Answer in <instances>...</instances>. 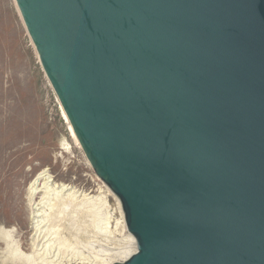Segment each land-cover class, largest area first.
Masks as SVG:
<instances>
[{
	"label": "water",
	"instance_id": "95a60500",
	"mask_svg": "<svg viewBox=\"0 0 264 264\" xmlns=\"http://www.w3.org/2000/svg\"><path fill=\"white\" fill-rule=\"evenodd\" d=\"M135 252L264 264V0H14Z\"/></svg>",
	"mask_w": 264,
	"mask_h": 264
},
{
	"label": "rangeland",
	"instance_id": "374dc122",
	"mask_svg": "<svg viewBox=\"0 0 264 264\" xmlns=\"http://www.w3.org/2000/svg\"><path fill=\"white\" fill-rule=\"evenodd\" d=\"M35 51L14 1L0 0V227L11 230L0 240V264L122 262L134 244L118 202L75 143ZM42 170L86 198L53 202L50 195L52 221L34 230L24 197Z\"/></svg>",
	"mask_w": 264,
	"mask_h": 264
},
{
	"label": "bare ground",
	"instance_id": "6f19581e",
	"mask_svg": "<svg viewBox=\"0 0 264 264\" xmlns=\"http://www.w3.org/2000/svg\"><path fill=\"white\" fill-rule=\"evenodd\" d=\"M14 1V0H13ZM15 3V2H14ZM16 5V4H15ZM17 9V7H16ZM18 11V10H17ZM20 15V14H19ZM21 18V17H20ZM34 47V46H33ZM35 49V48H34ZM36 52V51H35ZM60 105V104H59ZM60 109L62 112V115L64 117V119L66 120L67 124H68V128L71 132V135L75 141L76 144H78V141L76 139V136L67 120V117L64 113V110L62 108V106L60 105ZM79 145V144H78ZM46 170H42L41 172H39L34 178L33 180H31L28 184L27 190H26V196L24 197L25 200L27 201L26 204V211H27V215L25 214V218L27 217V221L28 218L30 219V226L32 229L37 230L39 228V226H41V222L44 221L47 217H46V206H51V202H49L50 200V195L54 194L55 197H52L51 200L56 199L57 202L58 201H63V200H70L74 199L76 196H80L83 199L86 198V194H77L76 190H74V188L68 184H64V183H58L56 181H54L53 179H50L49 177H51L50 175H48L46 172ZM51 192V193H50ZM112 194V193H111ZM114 196V195H113ZM52 200V201H53ZM61 201V202H62ZM79 201V200H78ZM88 201V200H87ZM117 201V200H116ZM54 202V201H53ZM52 202V203H53ZM69 203V202H68ZM88 203V202H87ZM86 203V204H87ZM70 204V203H69ZM53 206V205H52ZM65 206V204H64ZM46 207V208H45ZM51 208V207H50ZM56 208V207H55ZM120 211V215H121V223L124 229H126L125 223H124V218H123V214L122 211L120 209V206L118 204L117 207ZM25 210V209H24ZM71 210V209H70ZM25 211V212H26ZM57 211V210H56ZM48 212V211H47ZM58 213V211H57ZM50 214V213H49ZM56 214V213H55ZM59 214V213H58ZM56 219V218H55ZM48 220V218H47ZM49 222L52 221L51 219L48 220ZM43 224V222H42ZM50 224V223H49ZM48 227V226H47ZM47 230V229H46ZM51 230V229H50ZM39 231V230H38ZM125 231V230H124ZM11 232L10 229H6V228H2L0 227V240H7L9 233ZM52 232V231H51ZM44 236V235H43ZM127 237L130 241H132V243L134 244V248L131 250V252L128 253L126 256H123L124 258L121 260H126L129 256H131L136 248H135V241L133 239V237L128 233L127 231ZM9 241V240H8ZM40 240L38 238H35V240L32 239L31 242V246H35L37 247V245H39ZM10 244V243H8ZM5 245H7V243H5ZM4 245V246H5ZM33 246V247H34ZM132 247V246H131ZM35 248V247H34ZM32 249V248H31ZM37 250V249H36ZM128 250V249H127ZM33 252V251H32ZM34 254V253H33ZM23 255V254H22ZM26 259L30 258V255H24L23 256ZM23 259L21 257V254L17 257V259ZM114 260V259H113ZM115 262V261H114ZM106 264H112V262H107Z\"/></svg>",
	"mask_w": 264,
	"mask_h": 264
}]
</instances>
